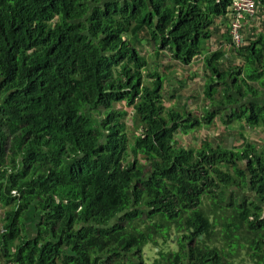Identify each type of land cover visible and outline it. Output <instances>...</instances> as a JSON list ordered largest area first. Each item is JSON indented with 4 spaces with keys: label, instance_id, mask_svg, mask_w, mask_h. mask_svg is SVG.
Listing matches in <instances>:
<instances>
[{
    "label": "trees",
    "instance_id": "1",
    "mask_svg": "<svg viewBox=\"0 0 264 264\" xmlns=\"http://www.w3.org/2000/svg\"><path fill=\"white\" fill-rule=\"evenodd\" d=\"M254 2L241 34L259 29L231 48L240 64L221 66L225 48L203 60L211 107L199 116L165 106L170 74L151 67L165 51L186 67L203 56L233 0H0V246L10 263L147 264L153 245L152 264H264V150L204 132L205 148L175 146L217 119L264 137V0Z\"/></svg>",
    "mask_w": 264,
    "mask_h": 264
},
{
    "label": "rangeland",
    "instance_id": "2",
    "mask_svg": "<svg viewBox=\"0 0 264 264\" xmlns=\"http://www.w3.org/2000/svg\"><path fill=\"white\" fill-rule=\"evenodd\" d=\"M221 26L223 29H225V24L222 23ZM142 52H144V54L146 55V58L149 60V62L151 61L150 57L155 54L154 48L152 47V45H149V44H144V50ZM229 56L230 55H228V57ZM156 63H157V65H152L151 70H156L157 72H159L161 74H165V73L170 74V81L171 82L168 85H166V93L164 94L166 97V100L164 103L165 106L168 107L169 109L173 108L174 110H184L185 106H187L191 111H194V113L198 114L199 116H202L204 114V111L199 110V108L193 107V104H195L194 100L197 98L199 100H201V102L196 103V104H198L197 105L198 107H199L200 103L202 105H204L206 103V100H205L206 98L204 96V89H205V87H204L205 81L204 80H206L207 76H206V73H205V76H203V77H202V75H200L202 73V71L200 72L201 67L199 68V63H195L193 65V67H191V69H188L186 66L175 61L172 53H170L169 51L163 52L162 59L158 62L156 61ZM171 63L174 64V65H172L171 69L166 68V67H168L166 65L171 64ZM223 63H225V62H223ZM229 63L235 64L236 61L234 59V61H230ZM229 63H226L225 66H227ZM207 74L209 75L210 72L207 71ZM199 76H201L202 78H200ZM149 81H151V80H149ZM179 86L182 87V89L184 88V90L179 92L178 91ZM193 86H195V87L193 88ZM174 95H176V96L173 97ZM119 107L118 108L120 110L126 109L124 105H120ZM210 107H211L210 104H208L207 106H205V110L210 108ZM128 111H131V109H128ZM127 122H128L130 127L133 126V120H132L131 114H130V117L127 119ZM220 125H221V122L218 121L217 123H215L213 126H211L209 128L207 126H205V127H203V129H199V131H196L193 135H195L197 133L199 135L198 136L192 135V136H193V140H195L197 142L196 143L197 146L200 145L201 149L205 148V142L203 139V134L205 133L207 136L206 137L207 140L209 138L217 136V140L219 141V143L221 141L220 138L224 134L223 145L225 147L228 146L230 148H241L244 144V141L243 140L239 141V139H242L241 135L244 134V132H242L241 127H245V124L237 123L236 124L237 127L232 128L231 131L229 129L225 130V128H221ZM221 131H223V132L221 133ZM136 132L139 133L138 131H136ZM215 133L217 135H215ZM249 136H250V138H253L252 139L253 143L258 145V147H259L258 150L263 151L264 150V138L260 139L258 137L257 133H255L253 135H252V133H250ZM186 137L187 136L185 134L181 133L180 136L175 141V146L176 147L182 146V147H186V148H191V147L195 146L193 143L190 142V140L192 138L187 139ZM28 224L31 225L33 223L31 221L30 223L28 222ZM176 237H177V239L175 240ZM175 238L173 240L169 241V247L176 250V249H178L177 245H178V241H179V236L175 234ZM158 250H159V248H156L153 245H149L143 250V255H144L143 259L145 260V262L147 264H152L154 262V260L156 258L155 253Z\"/></svg>",
    "mask_w": 264,
    "mask_h": 264
},
{
    "label": "crops",
    "instance_id": "3",
    "mask_svg": "<svg viewBox=\"0 0 264 264\" xmlns=\"http://www.w3.org/2000/svg\"><path fill=\"white\" fill-rule=\"evenodd\" d=\"M232 19L233 18H231V17H229V21H228V19L227 20H223V24H225V29H223L222 28V26L220 25V24H218L219 25V29H221L220 30V32H218V37H216L213 41H211L210 40V42L207 44V47H208V50L204 53V55L203 56H201V57H199V58H197L190 66H187V68L188 69H191V67H193V65L195 64V63H199V68H200V72L202 71V73L200 74V75H202V77L203 76H205V73H206V75H207V69H206V65H205V63L203 62V60H204V58H205V56H207L210 52H212V51H215V50H217V49H219V48H225L224 49V51L226 52L225 54H226V58H224V59H222L221 61H220V63H221V66L222 67H225V68H227V67H229V68H233V66L235 67V66H238V64H240V62H241V59H239L238 57H237V55L236 54H234L233 53V50H231V48H235V47H240L241 45H242V42L243 41H245L246 39H247V37H248V34L250 33V32H252L253 33V28H255L256 30H258L259 29V26L258 27H255V26H249V27H245V34L243 33V35H242V39L240 40V41H233V43H225V40H226V37H227V31L226 30H229V28H230V26H231V22H232ZM247 22H249V21H247ZM221 23V24H222ZM248 29V30H247ZM231 31V30H230ZM212 44V46H211V44ZM215 43V44H214ZM210 45V46H209ZM228 55H230L229 57H228ZM234 57V58H233ZM234 59H235V61H236V63L235 64H232V63H229L230 61H234ZM223 62H225V63H223ZM226 63H229L227 66H225V64ZM200 78H202L201 76H199ZM205 81V80H204ZM194 85V84H193ZM195 86H193V88H194ZM194 102H195V104H193V107H195V108H199V110H202V111H206L205 110V106H207V102L204 104V105H202L201 103L199 104V107L197 106L198 104H196L197 102H201V100H199L198 98L197 99H195L194 100ZM203 106V107H202ZM221 122L219 119H217V122ZM220 127L221 128H225L226 126L225 125H223L222 123H221V125H220ZM234 127H237L236 125L235 126H233V128ZM229 129V128H228ZM241 129H242V132H244V136L246 137V139H245V141H249L250 143H253V141H252V139L253 138H250V136H249V134L250 133H252V135L253 134H255V133H257L258 134V137L261 139H263L264 137L260 134V132L262 131V128L261 127H241ZM231 131V130H230ZM223 131H221V133H222ZM195 132H190L189 134H187L186 136V138L187 139H190V138H192L191 140H190V142L191 143H193L195 146H193L194 148H198V149H201V147H200V145H198L197 146V142L195 141V140H193V134H194ZM215 135H217L216 133H215ZM242 136V135H241ZM181 138V137H180ZM185 139V138H184ZM242 139H239V141H241ZM244 141V142H245ZM219 141L217 140V138H215V140H213V143H218ZM184 143V142H183ZM253 144H255V143H253ZM255 145H257V144H255ZM206 146V145H205ZM200 147V148H199ZM0 209H1V212H0V236L4 233V225H5V222H6V219H5V216H6V214H5V212L7 211V207H4L3 205L1 206L0 205ZM26 222V229H27V232L29 233V234H31L32 233V231H33V228H32V225H30V224H28V220H26L25 221ZM31 226V227H30ZM0 264H12V263H10L7 259H6V257H5V255L3 254V251L1 250V246H0Z\"/></svg>",
    "mask_w": 264,
    "mask_h": 264
},
{
    "label": "built area",
    "instance_id": "4",
    "mask_svg": "<svg viewBox=\"0 0 264 264\" xmlns=\"http://www.w3.org/2000/svg\"><path fill=\"white\" fill-rule=\"evenodd\" d=\"M255 9L254 0H233L229 17L233 18L230 26L232 28L231 34L237 41L242 39L241 30H243L247 21L254 17ZM13 194L17 195V192L14 191Z\"/></svg>",
    "mask_w": 264,
    "mask_h": 264
},
{
    "label": "clouds",
    "instance_id": "5",
    "mask_svg": "<svg viewBox=\"0 0 264 264\" xmlns=\"http://www.w3.org/2000/svg\"><path fill=\"white\" fill-rule=\"evenodd\" d=\"M255 7H256V3H255ZM249 21V20H248Z\"/></svg>",
    "mask_w": 264,
    "mask_h": 264
},
{
    "label": "water",
    "instance_id": "6",
    "mask_svg": "<svg viewBox=\"0 0 264 264\" xmlns=\"http://www.w3.org/2000/svg\"><path fill=\"white\" fill-rule=\"evenodd\" d=\"M177 239V237L175 238V240Z\"/></svg>",
    "mask_w": 264,
    "mask_h": 264
}]
</instances>
